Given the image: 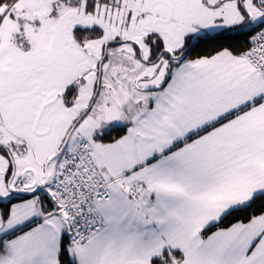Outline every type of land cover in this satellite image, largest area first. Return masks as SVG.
<instances>
[{
  "label": "crops",
  "instance_id": "1",
  "mask_svg": "<svg viewBox=\"0 0 264 264\" xmlns=\"http://www.w3.org/2000/svg\"><path fill=\"white\" fill-rule=\"evenodd\" d=\"M176 60L161 81L160 72L143 67L131 86H114L111 70L134 68L111 62L107 103L116 104L115 89L124 87L121 103L129 99L131 107L111 124L88 113L79 121L78 140H90L112 197L97 209L105 227L68 247L73 264H153L165 250L173 258L181 253L176 264H264V212L203 235L230 209L264 193V77L226 49ZM116 125L126 132L113 141L98 138ZM43 190L22 198L0 191V264H64L67 222Z\"/></svg>",
  "mask_w": 264,
  "mask_h": 264
},
{
  "label": "rangeland",
  "instance_id": "2",
  "mask_svg": "<svg viewBox=\"0 0 264 264\" xmlns=\"http://www.w3.org/2000/svg\"><path fill=\"white\" fill-rule=\"evenodd\" d=\"M61 4L62 0H18L12 9L14 16L9 13L0 27V144L9 150L2 153L0 149V191L10 195L34 190L44 181V164L88 107L90 117L101 123L107 119L109 124L120 109L131 107L129 99L121 103L124 87L115 89L116 104L111 99L107 103L106 84L112 79L105 74L111 62L134 68L111 70L114 86H122L123 81L137 85L143 67H151L148 73L160 72L161 81L169 72L168 66L177 61L175 52L187 39L238 27L252 29L264 16V0H122L121 6H97L94 11L87 10L83 2L54 15ZM97 26L103 30L101 36L84 43L76 39V28ZM148 32L160 33L157 35L164 44L163 55L152 62L143 34ZM128 55L134 59L129 60ZM38 62L40 72L33 67ZM91 66L93 71H88ZM71 84L76 85L77 92L69 96L70 102L64 98V91ZM79 126L71 132L64 150L76 145L81 135ZM61 156L47 167L50 183ZM12 159L15 170L8 184ZM36 180L37 186L31 188ZM50 183L44 186V193L51 194Z\"/></svg>",
  "mask_w": 264,
  "mask_h": 264
},
{
  "label": "trees",
  "instance_id": "3",
  "mask_svg": "<svg viewBox=\"0 0 264 264\" xmlns=\"http://www.w3.org/2000/svg\"><path fill=\"white\" fill-rule=\"evenodd\" d=\"M17 1L18 0H0V27L5 17L9 13L12 16H14V14L12 13V9H13L14 4ZM121 1L122 0H62V4L60 5L59 9L58 8L54 9V10L58 9L59 11L58 12L54 11L53 14L58 16V14L60 15L62 11H67V10L79 7L83 2L85 3L87 10L94 11L97 8V6H99L100 9L102 8L103 5L110 6V7L121 6L122 5ZM20 19L22 21L21 17ZM256 29L257 27H254L248 30H246V28H243V27H238L232 31L224 32L218 35L200 36L193 42H191V39L189 38L187 39L186 44L180 50L175 52V54H180L185 49L186 51L181 57V59L209 56L223 49L229 50L234 54H241L243 51H245L249 47L250 38ZM102 33H103V30L98 26L93 27V28H80L79 27V28H76L75 30V37L77 40L84 43L85 41L93 40L101 36ZM156 36H157L156 33H151L148 35V37L146 35L144 38L145 43L146 44L148 43L149 45L150 53L152 56V59H149V60L151 62L157 59L158 55L161 53V51L164 48L163 41L158 36L156 38ZM118 38H119L118 36L115 37V39H118ZM109 46L111 47V43ZM21 48L25 49L24 46H21ZM36 65L38 66L39 62ZM34 70L38 71L35 68ZM29 74L31 73H28L27 75ZM74 86L76 85L71 84L70 87L66 88L64 91V98L67 99L68 101H70V97H72L75 94L74 90L76 89V87ZM125 132H126L125 125H116L110 128L109 131L104 132V134H102L98 138L100 140L102 139L103 141H113L117 139L118 137H120ZM11 171H12V166L9 167L8 176H10ZM108 200L94 199L93 201L94 208L97 210L101 202L108 201ZM7 205L8 203L3 204L4 215H7L8 213ZM263 212H264V193H261V194L254 196L248 204L238 207V208L230 209L227 213H225L222 216V218L217 223H214L210 225L208 228H206L205 230H203V235H206L217 228L228 227L235 222H246L250 220L251 218H253L254 216L259 215ZM63 216L66 217V222L68 226V224L70 223L67 220V216L66 215H63ZM101 221L103 222V224H105L102 218H101ZM68 230L70 233L66 234L64 237V242H63L62 251H61V260L64 264H73L71 260L69 259L68 247L69 246L78 247L80 245H83L92 235L99 232L100 229L97 230L95 233H91V232L87 233L86 236L84 237H83L84 235L83 233L72 229L70 226H68ZM73 239L75 240L74 245H73ZM174 255H175L174 258L173 256L171 257L168 254V251L165 250L160 255L154 257L152 263L153 264H176L178 263V260L182 257V255L181 253H178V252L174 253Z\"/></svg>",
  "mask_w": 264,
  "mask_h": 264
},
{
  "label": "built area",
  "instance_id": "4",
  "mask_svg": "<svg viewBox=\"0 0 264 264\" xmlns=\"http://www.w3.org/2000/svg\"><path fill=\"white\" fill-rule=\"evenodd\" d=\"M242 55L264 75V22L252 34L249 47ZM110 184L111 181L100 173L86 140H81L76 148L64 154L52 191L61 201L71 228L83 233V237L103 227L93 201L108 200Z\"/></svg>",
  "mask_w": 264,
  "mask_h": 264
},
{
  "label": "water",
  "instance_id": "5",
  "mask_svg": "<svg viewBox=\"0 0 264 264\" xmlns=\"http://www.w3.org/2000/svg\"><path fill=\"white\" fill-rule=\"evenodd\" d=\"M261 23V20H259L258 21V24H260ZM195 40V38L194 39H192V41L191 42H193ZM186 50H184L181 54H179V55H177L176 56V58H180L183 54H184V52H185ZM98 87H99V84H98ZM99 91V90H98ZM97 94H98V92L97 93H95V95H94V98L97 96ZM94 98H93V100H94ZM79 122V119L77 120V122L71 127V129L68 131V134L66 135V137H65V139H64V141H63V143H62V145L59 147V149L46 161V163L44 164V175H45V177H44V181L37 187V189H35V190H33V191H29V192H17V194L18 195H20V196H30V195H34L35 193H37V192H39L40 190H41V188L42 187H44V186H46L47 184H48V182H49V179H50V176H49V173H48V170H47V167H48V165H49V163L56 157V156H58V155H60L62 152H63V150H64V148H65V146H66V144H67V142H68V139H69V137H70V135H71V132L73 131V129L76 127V125H77V123ZM12 165H13V171H12V175H11V177H10V179H9V181H8V184L10 183V180H11V178H12V176H13V174H14V170H15V164H14V161L12 160ZM36 185V183L34 184V185H32V186H30L31 188L32 187H34Z\"/></svg>",
  "mask_w": 264,
  "mask_h": 264
},
{
  "label": "flooded vegetation",
  "instance_id": "6",
  "mask_svg": "<svg viewBox=\"0 0 264 264\" xmlns=\"http://www.w3.org/2000/svg\"><path fill=\"white\" fill-rule=\"evenodd\" d=\"M3 145H6V144H0V149H1V152L2 153H7V151H8V149L5 147V146H3ZM10 166H12V165H10ZM9 166V167H10ZM43 181V180H42ZM41 183V182H40ZM48 184H49V182H48ZM50 187V186H49ZM44 187H42L41 189H43Z\"/></svg>",
  "mask_w": 264,
  "mask_h": 264
}]
</instances>
